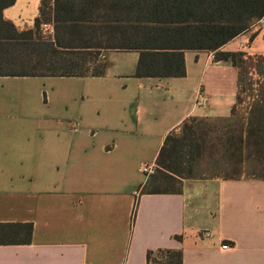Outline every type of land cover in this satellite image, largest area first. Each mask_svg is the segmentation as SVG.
<instances>
[{"label":"crops","instance_id":"1","mask_svg":"<svg viewBox=\"0 0 264 264\" xmlns=\"http://www.w3.org/2000/svg\"><path fill=\"white\" fill-rule=\"evenodd\" d=\"M40 4L17 0L4 17L32 29ZM219 51L264 55V20L219 50H183L184 77L138 78L140 52L113 48L93 52L102 77H0V223L33 225L30 245L0 246V264H147L159 250L184 264H264V179L142 191L154 175L143 167L185 121L232 117L238 75Z\"/></svg>","mask_w":264,"mask_h":264},{"label":"trees","instance_id":"2","mask_svg":"<svg viewBox=\"0 0 264 264\" xmlns=\"http://www.w3.org/2000/svg\"><path fill=\"white\" fill-rule=\"evenodd\" d=\"M16 1L0 0V77H102L107 65L93 52L107 48L139 51L138 78L184 77L183 50H219L264 20V0H41L34 27L19 30L4 17ZM50 24H58L55 35L43 31ZM216 57L237 71L232 117L215 120L224 123L216 129L208 127L213 120L192 118L168 135L143 194L181 193L208 146L233 173L223 179L245 176L243 168L253 170L245 177L264 179V55ZM136 210L137 201L132 222ZM32 237V224L0 223V246L30 245ZM147 264H184V256L149 252Z\"/></svg>","mask_w":264,"mask_h":264},{"label":"rangeland","instance_id":"3","mask_svg":"<svg viewBox=\"0 0 264 264\" xmlns=\"http://www.w3.org/2000/svg\"><path fill=\"white\" fill-rule=\"evenodd\" d=\"M52 30V28H47ZM102 63V62H101ZM248 103V100H246ZM245 107V106H244ZM209 128H223L224 123L220 121H210L207 122ZM227 161L224 160L222 154L214 153V149L212 150L210 146H208V152L206 157L195 161L194 164L190 167V174L195 179H211L213 177L226 178L231 177L233 173L231 169L227 168ZM243 174L245 176H249L252 174V168H243Z\"/></svg>","mask_w":264,"mask_h":264},{"label":"built area","instance_id":"4","mask_svg":"<svg viewBox=\"0 0 264 264\" xmlns=\"http://www.w3.org/2000/svg\"><path fill=\"white\" fill-rule=\"evenodd\" d=\"M197 104H198V106L203 107L204 109H206L209 106V101H208V99L206 97H200L198 102H197ZM156 168H157L156 165H145L143 167V169H142V172L146 176H151V175L155 174ZM205 235L207 237L210 236V234L208 232H206ZM221 250L225 251V252L229 251V246L227 244H222L221 245Z\"/></svg>","mask_w":264,"mask_h":264}]
</instances>
